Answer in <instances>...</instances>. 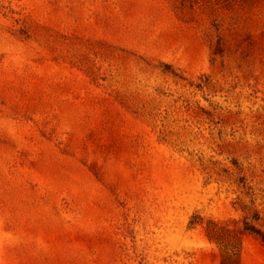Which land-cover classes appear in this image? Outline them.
Returning a JSON list of instances; mask_svg holds the SVG:
<instances>
[{
  "label": "rangeland",
  "instance_id": "374dc122",
  "mask_svg": "<svg viewBox=\"0 0 264 264\" xmlns=\"http://www.w3.org/2000/svg\"><path fill=\"white\" fill-rule=\"evenodd\" d=\"M0 264H264V0H0Z\"/></svg>",
  "mask_w": 264,
  "mask_h": 264
}]
</instances>
